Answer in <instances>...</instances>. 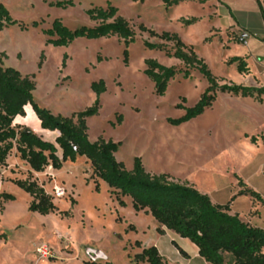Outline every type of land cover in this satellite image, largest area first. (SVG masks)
Segmentation results:
<instances>
[{"label":"rangeland","instance_id":"rangeland-1","mask_svg":"<svg viewBox=\"0 0 264 264\" xmlns=\"http://www.w3.org/2000/svg\"><path fill=\"white\" fill-rule=\"evenodd\" d=\"M58 1L61 0H0L12 19L27 27L21 30L17 24L0 30V53L7 57L4 65L35 76L33 95L39 107L53 115L70 117L93 105L91 84L104 80L107 91L101 96L99 114L86 121L87 135L91 142L103 138L120 143L115 158L128 170L134 158H141L147 172L170 174L174 182L195 188L214 203L230 201L239 181L242 189L250 188L264 197V135L258 133L264 132V105L241 102L239 97L217 92L215 102L204 114L182 125H171L169 119L185 114L179 106L193 107L208 82L197 70L190 71L188 78L179 73L169 82L166 94L157 96L154 84L144 74L145 61L156 60L177 70H183L184 65L166 56L165 51H174L172 42L151 37L139 28L143 25L158 34H177L183 43L193 46L220 85L261 88L264 72L254 75L249 69L239 74L237 64L228 63L243 55L245 46L240 35L224 30V20L217 19L214 25L220 30L209 31L207 7L195 4L167 7L151 0H73L74 5L67 8L51 5ZM220 1L236 9L256 8L253 0ZM108 4L116 7L118 15L136 32L135 42L128 47V65L123 61L124 42L117 37L80 38L67 47L47 44L44 31L51 28L54 20L60 19L70 29L93 27L96 23L86 10L94 6L106 8ZM217 8L221 15L226 14L221 5ZM211 12L217 16L214 10ZM177 16L173 23L168 21ZM187 17L201 21L186 25ZM35 22L37 27L33 26ZM145 42L162 45L165 51L148 49ZM120 115L122 123L118 124ZM13 124L17 129L32 131L37 119L28 109L27 116L15 118ZM41 130L33 132L48 134ZM243 131L255 134L256 144ZM58 154L61 156L60 151ZM29 175L52 196L58 211L48 216L28 211L32 198L13 181L26 180ZM94 180L85 158L64 163L57 171L49 166L43 172L31 173L14 149L7 166L0 168V239L6 241L5 246L0 242V264H134V255L140 253L135 243L152 245L158 239L157 223L150 215L136 213L130 199L121 207L103 181L98 180L96 191ZM55 187L63 189L65 195L57 197ZM4 192L15 200L5 202ZM259 202L260 223H264V204ZM247 206L248 198H240L235 204L240 209ZM64 211H70L71 216L61 215ZM256 215L257 211H250L248 216ZM40 246L48 247L53 258H41L36 252Z\"/></svg>","mask_w":264,"mask_h":264},{"label":"trees","instance_id":"trees-1","mask_svg":"<svg viewBox=\"0 0 264 264\" xmlns=\"http://www.w3.org/2000/svg\"><path fill=\"white\" fill-rule=\"evenodd\" d=\"M134 1L144 3L147 0ZM158 1L170 7L178 5L183 0ZM256 1L264 19V0ZM51 5L67 8L73 6L74 2L61 0ZM86 14L96 23L95 26L70 29L60 19H56L51 28L44 31L48 37L47 44L67 47L80 38L97 40L117 37L124 42L123 61L128 65V47L135 42L136 32L124 18L118 15V9L111 4L106 8L94 6L86 10ZM197 21V18H190L184 23L191 25ZM17 24L9 10L0 3V30ZM18 25L21 30H27L25 25ZM33 26L37 27L38 24L35 22ZM139 29L141 32H147L151 37L172 42L173 52L165 51L162 45L150 42H145L144 45L148 49L165 51L166 56L175 58L184 65L183 70H177L175 67H166L156 60L145 61L144 74L154 84L157 96L166 94L169 82L179 73H182L184 78H188L190 71L197 70L208 82L207 89L193 107L179 106L185 109V114L175 120L169 119L171 125L179 126L204 114L215 102L217 92L243 98L255 97L258 102H262L264 86L254 88L227 83L220 85L204 60L197 56L193 46L183 43L177 34L168 32L158 34L143 25ZM6 58L4 53H0V168L7 166V159L14 149L20 159L27 163L29 169L36 173L43 172L49 166L54 170H60L66 162L76 163L79 158H85L92 169V177L96 179L94 180L96 191H99L98 180H101L121 207L126 206L123 199L130 198L136 213L145 212L155 219L159 224L157 228L159 234H163V227L181 238L188 239L198 248L199 255L208 264H264V228L243 222L238 214H229L230 205L236 196L224 205L214 204L209 196L195 188L174 182L170 174L157 175L147 172L141 158H134L132 168L128 170L115 158L120 143L106 141L103 138L95 142L89 140L86 121L99 114L101 96L107 91L104 80L91 84V90L95 94L91 107L73 113L70 117L53 115L50 111L39 107L34 100L35 76L23 75L17 69L4 65ZM42 59L43 55L39 67L42 66ZM66 59L67 55L64 56L63 67L66 66ZM100 60L101 58H98V61ZM228 63L237 64L236 69L239 74L249 72L247 63L242 57H233ZM28 109L40 122L42 130L58 132L54 143L44 140L29 129H17L14 126L15 118L19 116L25 118ZM117 123H122L121 115ZM250 141L256 144L257 139L251 137ZM59 151L61 156L58 154ZM13 184L32 198L28 206L29 212L48 216L58 211L52 196L32 180L31 175L26 180H14ZM238 186L243 187L241 181ZM238 195H248L264 204L261 196L251 189L244 188ZM2 197L5 202L15 200V197L9 193H3ZM71 204L74 205L75 200H72ZM60 214L64 217L71 216L70 211ZM132 227L135 230V227ZM135 246L141 248L140 242L137 241ZM179 250L186 255L181 249ZM133 262L134 264H168L155 246L143 248L140 253L134 255Z\"/></svg>","mask_w":264,"mask_h":264},{"label":"crops","instance_id":"crops-1","mask_svg":"<svg viewBox=\"0 0 264 264\" xmlns=\"http://www.w3.org/2000/svg\"><path fill=\"white\" fill-rule=\"evenodd\" d=\"M151 1L157 2L158 0H151ZM201 1H204V3H201ZM253 1L256 3V8L254 10H250V11L232 8L231 6L225 4L224 2H222L220 0H183L175 7H179V6H182V5L187 4V3L199 5L202 8L207 7L208 13L205 17L208 19L209 23L211 24L209 31L213 30V29L220 30V28L216 27L214 25V23L217 20H220V21L224 20V22H225L224 30L230 29L236 35H240L241 38L243 39L242 45H244L245 47L243 49V55L241 57L244 58V60L246 61L248 68L250 69V71L254 75H260L262 72H264V19H263V16L259 10L257 1L256 0H253ZM158 3L161 4L162 2L158 1ZM219 5H221L226 10V14L221 15L219 8H217ZM211 10H214V12L217 13V16H214L213 13L211 12ZM190 18H197V17H187L186 19L188 20ZM177 19H178V16L173 17V18L170 17L168 21L170 23H173ZM197 19H198V21L195 24H198L201 21L200 18H197ZM220 34L222 35L223 32H220ZM254 88H258V87H254ZM263 96L261 97L262 98L261 103L258 102V100L255 97L251 98V100L248 99L250 97H247V98H243L241 96H235V97H239V98H237V100L241 101V102L247 100V101L256 103L260 106H263L264 105ZM25 114H26V112H25ZM19 117L23 119V117H21V116H19ZM21 129H24V128H21ZM36 129L41 130L40 122H38V121H37V126L33 125L32 132ZM41 131H43L44 133H48V134H46L47 136L45 134H39V133L35 132L36 135H38V136L42 137L44 140L52 142V143H54L55 138L58 136L57 131H48V130H41ZM243 133L245 134L246 137H248L249 135H250L249 138L255 137L254 136L255 134H252L251 132L249 133L248 131H243ZM258 133H263V135H264L263 131H260ZM30 172L36 173V172L31 171V170H30ZM100 181L101 180H99V182ZM248 189H250V188H248ZM241 190H242V188L238 187V190L233 195V197L234 196H236V197L234 198V200L232 201V203L230 205L229 214H231V215L238 214L239 218L243 222L249 223L250 225H252L254 227L264 228V225H260V224H264V223H260L261 219H262V214H261V211L259 208L261 205L260 202L257 199L252 198L248 195H240L239 196L238 193ZM4 193H7V192H4ZM256 193H258L260 195L259 192H256ZM260 196L264 200V197L262 195H260ZM240 198H248L247 208L240 209L238 207H235L236 202ZM126 199H130V198H124L123 199L125 204L128 203ZM214 204L224 205L223 203H214ZM250 211H257L258 215L254 216V217H249L248 215H249ZM139 213H144L145 215H149V214H146L145 212H139ZM157 228H159L158 223L156 225V231H157ZM162 230H163V234H159L157 232L158 233V239L152 245L149 244L148 246H145L142 242L139 241L141 244V248H138L139 251H141L143 248H146V247L155 246L158 249L160 255L164 258L165 261L168 262V264H208L199 255L198 248L193 243H191L188 239L181 238L179 235H177L173 231L167 230L163 227H162ZM134 231H137L136 227H135ZM3 235H4V233L1 234V236H3ZM7 240H8L7 243L9 244V241H10L9 237L7 238ZM0 242H2L3 245L5 246L6 241H2V239H0ZM179 249H181L186 255H183Z\"/></svg>","mask_w":264,"mask_h":264},{"label":"built area","instance_id":"built-area-1","mask_svg":"<svg viewBox=\"0 0 264 264\" xmlns=\"http://www.w3.org/2000/svg\"><path fill=\"white\" fill-rule=\"evenodd\" d=\"M240 41L243 42V39L240 38ZM54 191H55L54 194L57 197H63L65 195V191L63 189H61V188L55 187ZM36 252L43 259L53 258V254H52L51 250L48 247H46V246L38 247L36 249Z\"/></svg>","mask_w":264,"mask_h":264},{"label":"water","instance_id":"water-1","mask_svg":"<svg viewBox=\"0 0 264 264\" xmlns=\"http://www.w3.org/2000/svg\"><path fill=\"white\" fill-rule=\"evenodd\" d=\"M98 256H101V253H99Z\"/></svg>","mask_w":264,"mask_h":264}]
</instances>
